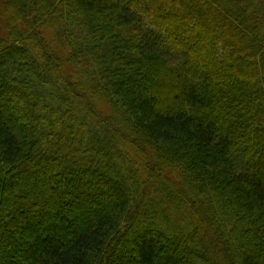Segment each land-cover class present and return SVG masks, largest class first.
I'll list each match as a JSON object with an SVG mask.
<instances>
[{
    "label": "trees",
    "instance_id": "obj_1",
    "mask_svg": "<svg viewBox=\"0 0 264 264\" xmlns=\"http://www.w3.org/2000/svg\"><path fill=\"white\" fill-rule=\"evenodd\" d=\"M2 7L0 264H264V0Z\"/></svg>",
    "mask_w": 264,
    "mask_h": 264
},
{
    "label": "rangeland",
    "instance_id": "obj_2",
    "mask_svg": "<svg viewBox=\"0 0 264 264\" xmlns=\"http://www.w3.org/2000/svg\"><path fill=\"white\" fill-rule=\"evenodd\" d=\"M2 5H3V0H0V38L4 37L5 34H6V32H5V30H4L5 14H4V12H3V7H2ZM17 17H18L19 19L22 18L20 14H19ZM17 21H19V20H17ZM18 23H19V22H18ZM152 31H153V32H151V31L148 32V33H149V36H150L151 38H153L154 40H158V39L160 38L159 34L156 33V32H154V30H152ZM158 41H160V40H158ZM192 41H193V40H192Z\"/></svg>",
    "mask_w": 264,
    "mask_h": 264
}]
</instances>
